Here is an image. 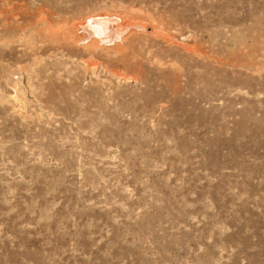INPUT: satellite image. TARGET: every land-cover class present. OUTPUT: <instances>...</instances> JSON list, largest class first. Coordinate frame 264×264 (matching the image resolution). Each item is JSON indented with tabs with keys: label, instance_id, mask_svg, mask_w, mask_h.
<instances>
[{
	"label": "rangeland",
	"instance_id": "1",
	"mask_svg": "<svg viewBox=\"0 0 264 264\" xmlns=\"http://www.w3.org/2000/svg\"><path fill=\"white\" fill-rule=\"evenodd\" d=\"M0 264H264V0H0Z\"/></svg>",
	"mask_w": 264,
	"mask_h": 264
},
{
	"label": "bare ground",
	"instance_id": "2",
	"mask_svg": "<svg viewBox=\"0 0 264 264\" xmlns=\"http://www.w3.org/2000/svg\"><path fill=\"white\" fill-rule=\"evenodd\" d=\"M108 18H109V16H108ZM108 18L104 19L103 17L102 18L98 17V18H95V19L93 18L92 20H89L88 23L83 27V30L85 31L86 35H88L89 37H91V36L99 37V38H101L100 39L101 42H106L109 40L116 39L115 38L116 35L118 34V36H119V34H120L119 32H121V33H123V32L120 31L119 26H117V25L114 26L111 24L115 21V20H113L115 18H113V17H112L113 19L112 18L108 19ZM108 24H109V26L106 27ZM104 36H107V38L104 39L103 38ZM94 38H91V39L94 42H96L94 40Z\"/></svg>",
	"mask_w": 264,
	"mask_h": 264
}]
</instances>
